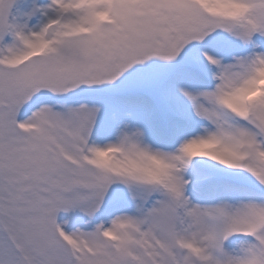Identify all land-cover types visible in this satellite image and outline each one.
I'll return each mask as SVG.
<instances>
[{"label": "snow or ice", "instance_id": "6c2138e0", "mask_svg": "<svg viewBox=\"0 0 264 264\" xmlns=\"http://www.w3.org/2000/svg\"><path fill=\"white\" fill-rule=\"evenodd\" d=\"M0 264H264V0H0Z\"/></svg>", "mask_w": 264, "mask_h": 264}]
</instances>
